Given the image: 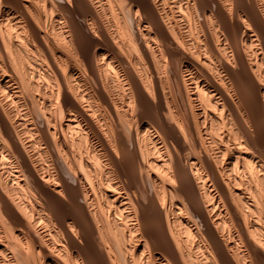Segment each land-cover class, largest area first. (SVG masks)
I'll list each match as a JSON object with an SVG mask.
<instances>
[{
  "label": "bare ground",
  "instance_id": "6f19581e",
  "mask_svg": "<svg viewBox=\"0 0 264 264\" xmlns=\"http://www.w3.org/2000/svg\"><path fill=\"white\" fill-rule=\"evenodd\" d=\"M0 264H264V0H0Z\"/></svg>",
  "mask_w": 264,
  "mask_h": 264
}]
</instances>
